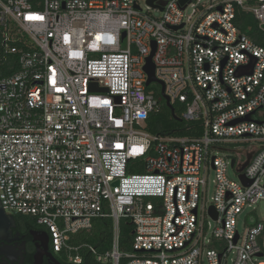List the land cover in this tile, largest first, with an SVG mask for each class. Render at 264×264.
<instances>
[{
	"label": "built area",
	"instance_id": "1",
	"mask_svg": "<svg viewBox=\"0 0 264 264\" xmlns=\"http://www.w3.org/2000/svg\"><path fill=\"white\" fill-rule=\"evenodd\" d=\"M147 1L0 0V204L44 227L65 264L81 250L97 264H264V224L236 227L264 199V48L234 24L239 9L262 29L264 0ZM151 42L156 78L200 135L145 130ZM106 217L107 251L72 243Z\"/></svg>",
	"mask_w": 264,
	"mask_h": 264
},
{
	"label": "trees",
	"instance_id": "2",
	"mask_svg": "<svg viewBox=\"0 0 264 264\" xmlns=\"http://www.w3.org/2000/svg\"><path fill=\"white\" fill-rule=\"evenodd\" d=\"M234 24L240 33L247 36L255 45L264 48V31L260 28L259 23L254 17L242 10L236 11V17ZM15 70H9L6 74H10ZM154 91V96L158 101L157 110L152 113L146 124L145 130L153 135L161 136H177V137H188L200 135L199 123H185L183 121H176L171 116L170 110L165 106L164 101L160 98L159 87H151ZM175 113L180 114L183 106L180 104L173 105ZM132 168L130 173H143V169L137 163L131 164ZM13 217L21 220L26 218L24 216L12 215ZM28 218V217H27ZM31 219V218H30ZM36 224L35 222L33 223ZM133 226L129 219H122L120 221V250L121 252L131 253V242L133 239ZM49 235V233H48ZM112 236V220L108 217L98 218L93 221L92 228L87 232L78 233L72 238L73 244H87L93 247L97 253L102 254L110 248ZM51 250V249H50ZM54 254V253H53ZM55 255V254H54ZM80 255L82 256V264H97L95 259L86 250H81ZM56 256V255H55ZM59 262L60 259L56 256ZM63 263V262H62ZM28 264H33L29 262ZM65 264V263H63Z\"/></svg>",
	"mask_w": 264,
	"mask_h": 264
},
{
	"label": "flooded vegetation",
	"instance_id": "3",
	"mask_svg": "<svg viewBox=\"0 0 264 264\" xmlns=\"http://www.w3.org/2000/svg\"><path fill=\"white\" fill-rule=\"evenodd\" d=\"M7 214V213H6ZM9 215V214H7ZM13 226L9 234L0 233V264H28L35 261L39 264H52L56 256L50 250L48 231L30 217L21 220L9 215ZM61 264V262H59Z\"/></svg>",
	"mask_w": 264,
	"mask_h": 264
},
{
	"label": "water",
	"instance_id": "4",
	"mask_svg": "<svg viewBox=\"0 0 264 264\" xmlns=\"http://www.w3.org/2000/svg\"><path fill=\"white\" fill-rule=\"evenodd\" d=\"M184 2H185V0H181L180 3L184 4ZM147 3L151 6H154V0H148ZM163 5H164V3H162V6ZM159 9L162 10V7H160ZM172 29L176 30L177 28L173 27ZM262 30L264 31V25H262ZM123 37H124V35H123ZM151 47H152V51H151L150 55L146 58L145 65L143 67L144 72L147 76L146 86L148 87L150 84H156L160 87V98L164 101L165 106L170 110L171 116L173 117V119L181 122L182 120L175 113V109H174L173 105L170 103L169 98L166 96V94L164 92V84L161 81H159L155 76V66L152 62V57H153V54L155 52V43L154 42H151ZM0 89L1 90L5 89V85L0 84ZM103 91L106 92V90H103ZM244 120H250V117H247ZM249 159H250V156L247 157L246 163L241 166L240 170L236 171L237 173L242 172V170L247 166ZM233 164H234V161H231V167L233 166ZM238 177L240 178V180L242 181L243 184L247 185V183L244 180V176L242 174H240ZM210 214L215 219V214L213 213L212 209L210 210ZM248 223L251 224L252 221H249ZM10 226H13V220L9 215H7L5 213V211L3 210V208L0 204V233L1 234H4V233L9 234ZM259 256H261V255H259ZM51 261H52V264H61L54 259H51ZM33 264H39V263H37L35 261Z\"/></svg>",
	"mask_w": 264,
	"mask_h": 264
},
{
	"label": "rangeland",
	"instance_id": "5",
	"mask_svg": "<svg viewBox=\"0 0 264 264\" xmlns=\"http://www.w3.org/2000/svg\"><path fill=\"white\" fill-rule=\"evenodd\" d=\"M144 1L141 2V6L145 8L144 6ZM190 9L187 10V14L190 13ZM155 17H159L160 14L153 11L151 12ZM158 85L152 84L151 87H157ZM159 87V86H158ZM160 89V87H159ZM222 153L217 151V150H212L210 157L213 156H221ZM228 177L232 180H237V175L235 174V172L229 168L228 169ZM208 179H209V187L206 193V201L210 202L211 201V197L213 196V183L212 181L215 179V173L213 171L209 172L208 175ZM209 219L207 218V221ZM258 221L264 224V199L263 200H259L255 205H252L251 207H246L243 212L237 217V230L239 232H241L243 230V228L245 227L246 223L249 221H252V223L254 221ZM210 230L214 227V223L212 221H210ZM60 261H62L63 263L65 262V257L64 255H56ZM232 257V255L230 256ZM262 260L264 261V257L262 258Z\"/></svg>",
	"mask_w": 264,
	"mask_h": 264
}]
</instances>
